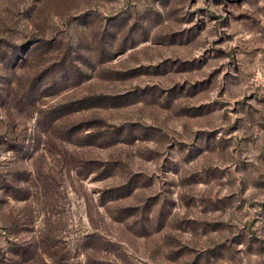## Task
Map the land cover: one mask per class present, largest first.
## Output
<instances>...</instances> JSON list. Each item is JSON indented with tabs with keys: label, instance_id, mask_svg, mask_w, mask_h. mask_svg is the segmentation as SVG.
I'll return each instance as SVG.
<instances>
[{
	"label": "rangeland",
	"instance_id": "374dc122",
	"mask_svg": "<svg viewBox=\"0 0 264 264\" xmlns=\"http://www.w3.org/2000/svg\"><path fill=\"white\" fill-rule=\"evenodd\" d=\"M0 264H264V0H0Z\"/></svg>",
	"mask_w": 264,
	"mask_h": 264
}]
</instances>
